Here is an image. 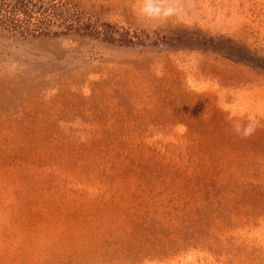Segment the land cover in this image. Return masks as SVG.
Returning <instances> with one entry per match:
<instances>
[{"label": "rangeland", "instance_id": "rangeland-1", "mask_svg": "<svg viewBox=\"0 0 264 264\" xmlns=\"http://www.w3.org/2000/svg\"><path fill=\"white\" fill-rule=\"evenodd\" d=\"M180 2L0 0V264H264V0Z\"/></svg>", "mask_w": 264, "mask_h": 264}, {"label": "clouds", "instance_id": "clouds-1", "mask_svg": "<svg viewBox=\"0 0 264 264\" xmlns=\"http://www.w3.org/2000/svg\"><path fill=\"white\" fill-rule=\"evenodd\" d=\"M137 16L146 28L158 27L178 18L184 8L180 0H138ZM258 122L249 120L245 125L235 123L232 131L242 138H248L254 134Z\"/></svg>", "mask_w": 264, "mask_h": 264}]
</instances>
